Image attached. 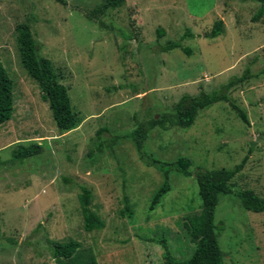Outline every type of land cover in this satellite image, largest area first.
<instances>
[{"label":"rangeland","instance_id":"374dc122","mask_svg":"<svg viewBox=\"0 0 264 264\" xmlns=\"http://www.w3.org/2000/svg\"><path fill=\"white\" fill-rule=\"evenodd\" d=\"M0 0V63L12 82L13 114L0 125V264H55L47 240L79 243V260L96 264H161L165 239L176 259L193 245L183 230L200 211L195 172L232 169L247 161L221 196L214 224L222 228L223 264H264V212L243 210L234 193L264 197V17L252 22L256 2L239 0H126L96 23L84 12L100 0ZM222 35L204 38L214 22ZM28 23L39 55L51 62L67 88L79 122L59 132L36 83L21 67L17 25ZM164 35L158 37L156 30ZM189 30L196 37L179 49L159 47ZM248 78L229 92L245 112L243 124L228 102L200 111L188 129L154 128L144 151L161 162L187 158L188 177L171 171L170 191L149 211L162 174L146 166L123 136L137 123L169 111L183 95L210 93L230 78ZM39 145V154L12 159L17 147ZM100 147V148H99ZM79 186L91 192L92 212L104 222L85 232ZM128 200L132 217H121ZM86 260H84V257ZM83 257V258H82ZM81 264V263H80Z\"/></svg>","mask_w":264,"mask_h":264},{"label":"trees","instance_id":"16d2710c","mask_svg":"<svg viewBox=\"0 0 264 264\" xmlns=\"http://www.w3.org/2000/svg\"><path fill=\"white\" fill-rule=\"evenodd\" d=\"M241 2L251 1L259 4V8L252 17V22H257L264 17V0H239ZM56 3L65 6L64 0H55ZM126 0H100L91 10L84 12V17L97 24L100 30L105 29L101 18L108 12L118 10L125 4ZM16 45L21 67L26 74L36 83L41 99L47 103L51 117L59 132H69L73 130L79 119L72 111L70 98L67 88L60 84L53 72L51 62L39 55V45L34 40L31 33V27L28 23H22L16 26ZM158 37L164 35L162 29L156 30ZM223 33V22L218 20L213 23L211 30L204 34V38L214 39ZM196 36L188 29L177 41L167 42L160 46L161 53L170 52L179 49L185 55H191V50L182 47L185 39H194ZM248 69L239 77L230 78L225 84L217 90L205 93L200 90L196 96L183 95L173 105L169 111L158 115L157 118L147 122L137 123V126L123 136H114L109 144L112 148L120 139L129 140L140 160L148 167H152L162 174V183L150 198L149 211H153L160 203L162 198L170 191L169 173L174 171L181 176L188 177L191 175V162L187 158H178L173 162H161L153 159L144 151V145L148 133L156 127L168 129L170 127H179L181 129L190 128L198 113L218 102L229 103V92L241 85L248 78ZM232 110L243 124H248V119L244 111L232 103H229ZM13 114L12 82L6 73V70L0 63V125L8 122ZM100 148V147H99ZM39 145H30L28 147H17L12 152V159L23 161L35 156L41 152ZM247 161L244 157L241 162L232 169H214L198 170L195 172L198 196L200 199V211L186 219L183 224V230L188 237L189 242L193 245V250L188 258L176 259L165 239L151 240L162 248L161 264H223L222 253L218 247V236L222 232L221 227L214 224V212L221 196L232 193L230 182L241 171ZM78 202L83 217V230L85 232L100 231L104 228V222L101 218L92 212L91 192L89 189L79 186ZM239 201L240 206L247 212L255 214L264 212V197H260L251 190H242L234 193ZM133 214L128 200L125 199V205L120 211V216L131 218ZM49 254L55 264H96L92 257L85 262H80L79 243L68 240L58 242L47 240ZM82 257V258H83Z\"/></svg>","mask_w":264,"mask_h":264}]
</instances>
